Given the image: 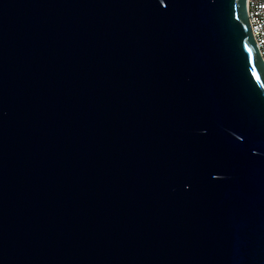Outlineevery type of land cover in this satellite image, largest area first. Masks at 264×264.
<instances>
[{"label":"water","instance_id":"water-1","mask_svg":"<svg viewBox=\"0 0 264 264\" xmlns=\"http://www.w3.org/2000/svg\"><path fill=\"white\" fill-rule=\"evenodd\" d=\"M0 264H264L247 0H0Z\"/></svg>","mask_w":264,"mask_h":264},{"label":"built area","instance_id":"built-area-1","mask_svg":"<svg viewBox=\"0 0 264 264\" xmlns=\"http://www.w3.org/2000/svg\"><path fill=\"white\" fill-rule=\"evenodd\" d=\"M248 21L264 60V0H247Z\"/></svg>","mask_w":264,"mask_h":264}]
</instances>
